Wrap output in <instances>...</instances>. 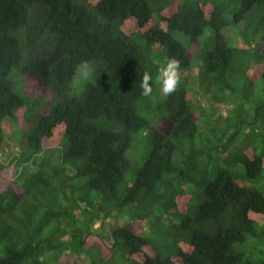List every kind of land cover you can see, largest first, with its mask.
Listing matches in <instances>:
<instances>
[{
	"label": "trees",
	"instance_id": "16d2710c",
	"mask_svg": "<svg viewBox=\"0 0 264 264\" xmlns=\"http://www.w3.org/2000/svg\"><path fill=\"white\" fill-rule=\"evenodd\" d=\"M166 57L182 78L167 96ZM46 92L20 124L39 163L22 193L19 169L0 165V264H46L52 250L89 264H264V0H0V140ZM112 210L122 222L108 240L97 227Z\"/></svg>",
	"mask_w": 264,
	"mask_h": 264
},
{
	"label": "rangeland",
	"instance_id": "374dc122",
	"mask_svg": "<svg viewBox=\"0 0 264 264\" xmlns=\"http://www.w3.org/2000/svg\"><path fill=\"white\" fill-rule=\"evenodd\" d=\"M97 1V0H94ZM133 18V17H131ZM129 18V19H131ZM128 19V20H129ZM126 26L128 27H132L130 25V23L127 21ZM133 28V27H132ZM225 34L228 36V38L230 39V41L238 46H244L245 44L242 42L240 34H239V30L237 27L235 26H228L225 29H223ZM178 37H180L182 40H186V37H184L182 34H177ZM162 56L165 57L164 53H161ZM87 64H82L80 66H85ZM192 71L196 72L197 71V67H194L192 69ZM85 70L82 68H79V73H84ZM15 73V71H14ZM14 73L12 74V78H14ZM186 75H189V72L187 71L185 73ZM91 77H79V81L78 83H76V81L74 80V85L72 88V92L79 95L81 94L85 87H86V83L83 84V81L89 80ZM95 80V79H94ZM195 86L198 85V83L195 80ZM17 89H19V87H17ZM44 94V93H43ZM43 94H34L33 95V101H37L38 99H40L41 96H44L45 98L40 99L37 103L35 102L34 104L31 105V109H27V114L23 116L22 113H20V119L22 120H17V119H13V118H6L4 121V128H5V136L2 140H0V165L1 163H3L4 161L6 162H12L13 165V176H15L17 173V169H19V175L20 178L18 179V183H14L11 187H13L16 191L22 193L23 192V187L26 186V184L28 185L31 181H32V174L34 172H36L39 168V163L38 162H34L32 159L30 161H27V156L29 154L26 153V148L25 146H22L23 144V140L25 138V132L26 130L21 128L20 124L21 122H28V120L30 121H34L33 119V115L36 112H40L41 108L44 107L45 105H47L49 102L48 100L52 98L51 95H48L49 93L46 92V95ZM232 100H228V102L231 103ZM220 111L226 115L227 114V109H225V107L221 106ZM33 114V115H32ZM32 117V118H31ZM23 123V124H24ZM262 128V127H261ZM261 129L257 126L256 127V132H253V136L257 137L260 139L259 137V133H260ZM245 132V131H244ZM145 134L147 136L146 139V144L145 146H151V138L149 136V134L146 133H142ZM59 143V138L57 139H52L50 142H48V146H57ZM260 145V144H259ZM142 147V146H140ZM261 147V145H260ZM240 166V165H239ZM241 169L243 170V167L240 166ZM244 172V170H243ZM263 184V182L261 181V184L259 185V187H261V185ZM124 219V218H123ZM105 224V228L100 224L102 223V221H97L96 225H101L97 227V230L101 233H103L104 236H106L108 238L109 233L108 230L110 227L113 226V224L117 223V222H122V218L120 219H116L114 217V210H112V212H110L109 216L106 218V220L104 221ZM262 222L264 223V220H262ZM138 224H140L139 222H137ZM96 230V229H95ZM109 240V238H108ZM93 243H99L96 239H89L86 243V247H90ZM248 244V241H247ZM250 244V243H249ZM248 244V245H249ZM105 247V246H104ZM52 253H48L45 257L46 259V264H89L87 258L81 254H76L74 252L71 251H65L62 254L60 252H58L57 250H52ZM103 253V252H102ZM4 255V253L2 254ZM104 255V253H103ZM257 257H263V255L257 254Z\"/></svg>",
	"mask_w": 264,
	"mask_h": 264
},
{
	"label": "clouds",
	"instance_id": "9594fccd",
	"mask_svg": "<svg viewBox=\"0 0 264 264\" xmlns=\"http://www.w3.org/2000/svg\"><path fill=\"white\" fill-rule=\"evenodd\" d=\"M180 60L176 57H166L162 65L158 69L157 80L160 84V91L163 95L167 96L175 92L178 85L181 83L180 74ZM152 75L148 71H145L141 80V94L145 97L151 96L153 94V85L150 83L152 81ZM223 106L225 104H230L229 102H222ZM58 144L57 146H59ZM65 252V251H64Z\"/></svg>",
	"mask_w": 264,
	"mask_h": 264
}]
</instances>
